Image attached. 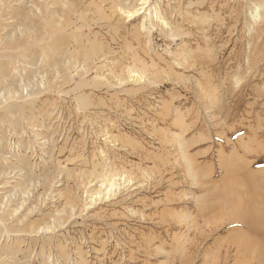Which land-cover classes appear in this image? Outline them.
Masks as SVG:
<instances>
[{
    "label": "rangeland",
    "instance_id": "374dc122",
    "mask_svg": "<svg viewBox=\"0 0 264 264\" xmlns=\"http://www.w3.org/2000/svg\"><path fill=\"white\" fill-rule=\"evenodd\" d=\"M141 1L0 0V264L264 263L214 194L264 185V0Z\"/></svg>",
    "mask_w": 264,
    "mask_h": 264
},
{
    "label": "bare ground",
    "instance_id": "6f19581e",
    "mask_svg": "<svg viewBox=\"0 0 264 264\" xmlns=\"http://www.w3.org/2000/svg\"><path fill=\"white\" fill-rule=\"evenodd\" d=\"M33 2V0H32ZM36 2V1H35ZM146 5H147V0H142L139 4V8H137L136 10H134V8L130 9L129 11L124 12L123 14L125 15V17L127 18H135L138 17L139 15L143 14L144 11L146 10ZM152 5V4H151ZM150 5V6H151ZM35 6V4L33 5ZM40 6V5H39ZM41 7V6H40ZM43 8V7H42ZM261 8H263V5H258V4H253L252 6L249 7V10L247 9L248 13V26L249 29L251 27H253V25L257 24V22H260L261 17V13L264 11H261ZM149 10V8L147 9ZM147 10L145 12H147ZM156 10V9H155ZM150 11V10H149ZM153 11V10H152ZM151 11V12H152ZM36 12V11H35ZM121 13V12H120ZM149 14H151L149 12ZM156 14V13H155ZM263 14V13H262ZM45 15V14H44ZM148 15V14H146ZM151 16V15H149ZM123 17V16H121ZM147 17V16H146ZM153 17V16H152ZM37 18V16H36ZM118 18H119V14H118ZM122 19V18H121ZM152 19V18H151ZM196 19V18H195ZM263 19V18H262ZM194 20V19H193ZM149 21V20H147ZM121 22V21H120ZM38 24V23H37ZM250 24V25H249ZM258 25V24H257ZM256 25V26H257ZM262 25V24H259ZM255 26V27H256ZM165 27V25H164ZM245 29V28H244ZM248 29V28H247ZM248 29V30H249ZM247 31V30H246ZM253 31V30H252ZM41 32V31H40ZM39 32V33H40ZM38 33V34H39ZM249 33V32H247ZM254 33V32H253ZM256 34V33H255ZM41 35H43L41 33ZM250 36V34H249ZM40 37V35H39ZM44 38H48L46 36L43 35ZM47 42V41H46ZM46 44V43H45ZM48 45V44H47ZM41 47V46H40ZM36 49V48H35ZM41 50L43 51L41 56L44 57V59H48L49 55H44V51L46 50V48H41ZM34 54H37L36 50H32ZM39 54V53H38ZM1 55V54H0ZM57 55V53H56ZM1 57V56H0ZM23 57V56H22ZM21 57V58H22ZM24 59H26L25 57H23ZM48 61V60H47ZM46 62V61H45ZM50 62V61H49ZM1 64V63H0ZM22 64V63H21ZM33 64V63H31ZM58 64V63H57ZM49 65V64H48ZM23 66V65H21ZM29 66V65H28ZM11 68V64L7 63L6 65L3 64L0 66V70H1V74L2 75H7L8 72L10 71ZM48 68V67H47ZM87 68L86 64H85V69ZM132 68V67H131ZM130 68V69H131ZM133 70V69H132ZM132 70H130L129 72H127L129 74V78L126 79V77H119V81L121 84H126L127 83H142L144 80L143 76L141 74H137L136 71L133 72ZM17 72V71H16ZM22 72V71H20ZM127 80V81H125ZM20 84V83H19ZM21 87V86H20ZM27 91V90H26ZM21 94V93H20ZM29 94V93H28ZM33 94V93H32ZM16 95H18V91L14 92L13 95H8L7 97H3L2 101L4 100V102H6L7 100H11V99H16ZM26 97V96H25ZM28 97V96H27ZM24 98V96H23ZM30 99V97H29ZM0 101V104H2L3 102ZM19 102V101H18ZM179 120V119H178ZM264 147V146H263ZM7 157V156H6ZM186 160V159H184ZM238 161V160H237ZM186 162L188 163V167L189 169L192 171V177L197 180V177L199 176V174L195 173V170H193V168L191 167V164L189 163V159L186 160ZM236 163V162H234ZM226 168L228 170L232 171V177L234 178V183H229L228 185H226L223 189L219 190L216 189L214 190V194L216 197H218V199H220L219 201L225 203L224 206H221V208H229V214H227V217L229 218V220H233V219H241L243 220L247 230L251 229L256 231V236H238L236 239L240 241V246L241 249H250L252 254L251 257H256V258H262V252H264V204H263V199H264V185H261V187L259 186H252V184L255 181H258L255 178V174L254 176L250 173L243 175L244 171H241L240 165H233L230 164V167L228 166V163L226 164ZM232 166V167H231ZM254 173V172H252ZM157 175V174H156ZM116 178L114 180H112V185H116L118 184V180L117 178H120V175H114ZM122 177V175H121ZM126 177V176H125ZM127 178V177H126ZM123 179V178H122ZM125 179H123L124 181ZM131 180V178L129 179ZM157 180V179H156ZM127 182V181H126ZM133 182V181H132ZM131 182V183H132ZM103 183V182H102ZM130 183V182H129ZM140 185V184H139ZM118 186V185H117ZM101 187V186H100ZM128 187V186H127ZM137 187V186H136ZM223 187V186H222ZM102 188V187H101ZM112 187H110L111 189ZM135 188V187H134ZM110 189H107V193H109ZM101 190V189H100ZM115 190V189H114ZM130 191V190H129ZM111 192V191H110ZM106 193V194H107ZM105 194V195H106ZM116 194V193H115ZM101 196V195H100ZM129 197V196H128ZM213 197V196H212ZM94 199H92V202L90 205H93L94 203ZM218 203H221L219 202ZM217 203V204H218ZM88 206V205H86ZM84 206V207H86ZM206 204L205 202L203 204H200V207L204 210ZM216 206V205H215ZM218 206V205H217ZM216 206V207H217ZM88 208V207H87ZM86 208V209H87ZM215 220V219H214ZM235 222V221H234ZM49 229V228H48ZM47 229V230H48ZM246 229V228H245ZM46 231V230H45ZM259 231V234L257 233ZM253 232V231H252ZM244 233H246V231H244ZM238 234V233H237ZM255 234V233H254ZM243 235V234H242ZM107 243V242H106ZM240 249V248H239ZM240 249V250H241ZM239 250V251H240ZM245 252V251H244ZM248 252V250H247ZM183 253V252H182ZM250 256V255H249ZM259 263V262H258ZM257 263V264H258ZM264 264V263H263Z\"/></svg>",
    "mask_w": 264,
    "mask_h": 264
}]
</instances>
